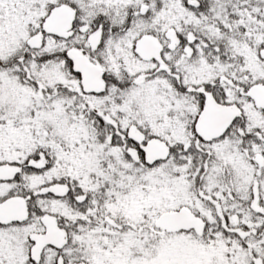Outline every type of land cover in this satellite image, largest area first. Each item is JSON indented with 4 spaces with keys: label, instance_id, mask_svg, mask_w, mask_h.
I'll return each instance as SVG.
<instances>
[{
    "label": "snow or ice",
    "instance_id": "snow-or-ice-1",
    "mask_svg": "<svg viewBox=\"0 0 264 264\" xmlns=\"http://www.w3.org/2000/svg\"><path fill=\"white\" fill-rule=\"evenodd\" d=\"M0 264H264V0H0Z\"/></svg>",
    "mask_w": 264,
    "mask_h": 264
}]
</instances>
